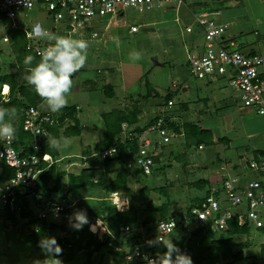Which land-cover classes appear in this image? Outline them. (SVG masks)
Segmentation results:
<instances>
[{
    "label": "rangeland",
    "instance_id": "rangeland-1",
    "mask_svg": "<svg viewBox=\"0 0 264 264\" xmlns=\"http://www.w3.org/2000/svg\"><path fill=\"white\" fill-rule=\"evenodd\" d=\"M241 15L246 16L223 18L229 23L225 39L233 41L237 46L234 48L243 53L250 47L264 46V22L257 25L247 13ZM45 16L47 17L44 10L35 7L17 11L16 17L8 20L7 24L0 22V74L10 71L14 60L10 44L2 40L12 21L19 29L31 30L36 24L49 28L50 23ZM157 20L162 21L150 24ZM184 22H187L192 32L185 31L182 25ZM184 22L176 24L164 20L154 10H138L133 7L124 8L121 14L108 16L102 22H97L95 31L99 34L103 32L104 36V40L99 41L102 42V48H95L92 41H89L86 66L72 77L75 83L69 96L68 105H75L78 110L81 133L78 136L64 137L62 128L56 139L62 145L58 149L61 157L59 168L65 172L77 173L88 165V161H79L82 152L89 151L92 154L94 145L104 135L102 114L111 110L134 112L136 124L127 125L131 129L137 124L147 123L160 110H164L166 115L174 116L181 125L192 122L201 129H208L212 134L210 144L203 143L202 148H198L184 131L175 133L171 143L163 147L164 157L154 165L151 173L133 171L128 177L130 203L138 210L139 222L145 218L147 202L155 208L166 204V217H178L195 198H201L205 194L208 186L215 184V175L221 169L242 178H252L253 173L247 168L246 162L252 159L253 149L264 148L263 119L256 114L241 112L238 93L221 78V74L198 79L189 73L185 63L186 50L196 47L202 50L204 41L202 30L191 15ZM131 26H136L138 31L131 32ZM70 35L76 36L74 33ZM117 39L119 46L116 44ZM134 51L140 52L142 56L135 62L129 59ZM256 51L262 53L264 59V51ZM145 80H148L150 88L146 87ZM173 83L175 87L172 86ZM105 84L112 85L113 96L104 94L102 88ZM167 97L172 98L174 106L166 105ZM220 137H226L228 143L213 141V138ZM232 165L237 166L235 171H232ZM116 168L117 165L111 162L108 169L111 172L103 171L100 175L103 178L113 177ZM200 179H205L208 185L197 187L195 182ZM62 182L66 184L65 176ZM83 193L91 195L90 199L109 198V194L105 195L95 187L83 190L81 195ZM70 195L58 199L55 194L53 198L66 205L73 202ZM74 201L76 204L77 201ZM158 214L156 212L155 217ZM22 223L23 220L20 219L14 227L11 226L5 214L0 212L2 248L5 246L6 236L8 239H20L17 234L21 236L24 230ZM12 233L13 236L10 235ZM59 234L60 230H56L51 233V237ZM181 235L177 230L173 236L178 238ZM162 247L163 245H159L158 250ZM232 248L234 251L241 250L242 260L236 264H264V231L252 227L246 234L235 235ZM3 257L0 254V258ZM83 260L84 258L80 261ZM92 261L94 264H125L123 258L106 249L95 253Z\"/></svg>",
    "mask_w": 264,
    "mask_h": 264
},
{
    "label": "built area",
    "instance_id": "built-area-1",
    "mask_svg": "<svg viewBox=\"0 0 264 264\" xmlns=\"http://www.w3.org/2000/svg\"><path fill=\"white\" fill-rule=\"evenodd\" d=\"M181 3L182 0H0V14L8 20H13L17 11L30 10L40 4L53 23H63L67 29L70 28L74 32L83 28L93 18L112 16L124 8L152 10L165 5L179 7ZM195 22L202 30L204 44L201 51H197V48L186 50L185 63L189 73L198 79L221 74V78L238 93L241 106L264 121L263 57L257 54L249 55L233 48L224 37L228 28L227 23L219 22L206 13L197 14ZM10 28H15L13 21ZM136 30V26L130 27L131 32ZM185 31L190 32L191 28L185 27ZM25 34L29 40L27 49H33L37 53L38 50L50 46L38 45L33 31H26ZM3 40L6 41L7 38L3 37ZM0 95L1 100L7 101L8 89L5 86H2ZM166 105L172 106L173 101L169 100ZM56 114L50 112L45 101L42 100L38 105L29 106L22 119V130L30 133L33 138L31 144L16 149L14 141L8 143L0 139V160L14 170V175L0 184V211L15 208L16 188L31 187L37 175L56 162L50 154H38L41 148L40 140L48 136L46 127L58 123ZM166 117L168 115L165 111L160 110L155 115L154 121L140 131H135V127L128 128L125 123L121 125L120 143L135 140L137 144L136 153L125 163L126 169L139 171L141 174H149L153 171L156 164L154 158L163 154V147L170 144L175 137V132L166 124ZM26 148L30 152L25 153ZM116 152L117 146H112L92 153L89 157L95 155L99 159H105L113 157ZM246 165L253 173L252 178L224 173L218 182L208 186L201 202L189 207L181 218L171 216L166 220L157 221L152 230L151 240L158 234L166 240L178 226L190 229L195 224L211 232H224L230 220H234L238 226L255 229L263 227L264 151L253 156ZM32 195L38 199L34 192ZM117 198L125 201L124 208H119ZM74 200L66 205L50 201L37 208V217L70 223L72 214L76 211ZM107 201L119 210L128 208V198L124 194L111 192ZM134 230L140 231L139 234L145 233L142 226L137 229H132L128 225L123 226L117 249L122 250L125 264H152L151 260L156 259L158 255L151 252L153 247L147 246V236L142 235L141 239L131 241ZM108 244L112 246L111 243Z\"/></svg>",
    "mask_w": 264,
    "mask_h": 264
},
{
    "label": "trees",
    "instance_id": "trees-1",
    "mask_svg": "<svg viewBox=\"0 0 264 264\" xmlns=\"http://www.w3.org/2000/svg\"><path fill=\"white\" fill-rule=\"evenodd\" d=\"M7 21L8 19L0 14V22L7 24ZM6 35L7 42L10 44L13 52L14 60L10 66L12 71L0 74V86H7L9 89L7 101L1 100L0 97V107L15 108L17 111L16 119L13 121L17 129L14 146L16 149H20L31 144L33 140L30 133L22 130L21 124L25 111L29 106L38 105L42 99L24 79L25 58L28 55L36 56V52L33 49L26 48L29 40L26 37L25 31L19 28L9 29ZM38 45L44 46L46 44L38 41ZM248 54L254 55L252 52ZM36 59L39 60V56H36ZM145 85L150 88L148 80H145ZM103 92L109 97L114 95L111 87H104ZM169 100L171 99L167 97L166 103ZM77 111L75 105L66 106L59 114H56L58 123L46 127L48 136L40 140L41 148L38 154H50L56 162L39 173L31 187L23 189V186H18L16 188L15 208L7 209L4 213L12 225H16L20 219L23 220V238L33 247H38L39 242L43 238L50 237L49 234L60 230L62 235H58L56 241L61 245V248L67 250V255L63 260L70 261V259L74 258L75 260L77 258L75 260L77 264H94L92 261L93 255L104 249L117 257L123 258L122 250L117 249L119 241L121 240V228L125 225H128L132 229L142 226L146 234H139L140 231L134 230L131 241L141 239L142 235L144 237L147 236V241L151 240L152 230L156 222L169 218L166 217L167 205L163 204L155 208L152 207L150 202H147L144 211L145 218L142 222H139L138 210L130 203L131 192L127 187V179L134 172L126 169L125 163L136 153L137 144L135 140L120 143L119 135L122 132V124L125 123L130 126L136 124L134 112L129 113L124 109H114L110 112L103 113L101 116L105 124V132L102 138L94 145L92 153L117 146V152L113 157L99 159L95 155L89 157V151H83L79 161H88L87 167L81 168L77 173L65 172L59 168L61 157L59 156L58 150H53L48 147V139H57L59 137V131L62 128V136L64 137L80 135L81 125L77 119ZM154 118L155 116L143 125L137 124L134 130L140 131L144 129L154 121ZM166 124L176 134L184 131L188 136H185V138H189L198 147L202 146L203 143L210 144L212 142L211 132L208 129H201L193 123L181 125L166 117ZM222 139L219 138L217 141H221ZM24 152L28 153L30 150L26 148ZM163 157L164 154H160L154 158V162L158 164ZM111 162L117 165L116 170L113 171L114 176L103 178L100 174L103 171L111 172L108 170ZM136 172L140 173L139 171ZM13 175L14 170L0 160V184L9 180ZM63 176L66 179L65 185L62 182ZM95 180L97 181L95 182ZM195 185L202 188L208 185V182L205 179H200L195 182ZM94 187L99 188L105 195L111 192L124 194L128 198V208L119 210L106 199L99 197L90 199L91 195L84 193L81 195L83 190ZM207 190L208 187L205 194ZM32 192L38 196V199L34 198L35 196L32 195ZM69 193L77 200L74 209L83 210L87 214L89 224L85 225L82 230H74L70 226V223L67 222L51 221L50 219H40L37 217V208H41L50 201H55L53 198L55 194L56 198L61 199L65 198ZM203 196L201 198H195L187 209L199 204ZM156 212L159 213L157 217H155ZM182 214L178 217L181 218ZM249 229L248 226H238L234 220H230L224 232H211L195 224L190 229L178 226L169 237H171L180 253L188 254L191 257L193 264H236L242 260V255L240 249L233 250V237L238 234H246L249 232ZM259 229L264 231V226ZM177 230L182 233L178 238L173 236ZM108 243H111L112 246H109ZM158 247H153L151 252L160 255L166 251L164 246L160 250H158ZM59 258L62 259V254ZM83 258L84 260L80 261Z\"/></svg>",
    "mask_w": 264,
    "mask_h": 264
},
{
    "label": "clouds",
    "instance_id": "clouds-1",
    "mask_svg": "<svg viewBox=\"0 0 264 264\" xmlns=\"http://www.w3.org/2000/svg\"><path fill=\"white\" fill-rule=\"evenodd\" d=\"M37 39L49 42L47 46L38 50L36 56L28 55L24 60L25 76L27 84L46 103L47 109L52 113H59L69 103V96L74 88L72 77L86 66L90 43L83 38L73 35H58L37 26L33 30ZM119 46V40H116ZM142 58L141 53L134 51L129 59L133 62ZM15 108L0 107V139L12 143L16 139L17 129L13 121L16 119ZM7 118V119H6ZM61 143L56 139H48V147L58 150ZM114 151V149L112 150ZM89 224L87 214L83 210L73 212L70 226L74 230H82ZM147 246L155 247L163 245L166 251L158 255L152 264H193L190 256L180 253L171 237L167 240L158 234L156 238L146 241ZM42 251L47 254L49 264H62L58 257L62 254V248L55 237H45L39 242ZM54 254V255H53Z\"/></svg>",
    "mask_w": 264,
    "mask_h": 264
},
{
    "label": "crops",
    "instance_id": "crops-1",
    "mask_svg": "<svg viewBox=\"0 0 264 264\" xmlns=\"http://www.w3.org/2000/svg\"><path fill=\"white\" fill-rule=\"evenodd\" d=\"M35 7H38V8H41L42 10H44V7L40 4L35 5L34 8ZM195 8H199L200 10L196 11ZM152 10H154L155 13H157L158 15L163 16L164 20H169L171 22H175L176 24H182V22L186 21L190 15L195 20V16L199 13H206L210 17H213L216 20H218L219 22H225V23H227V21L223 20V18L233 19V17L246 16V15H241V14L247 13L250 16L252 22L256 23L257 25L262 24V22H264V0H182V3L179 5V7H175L173 5H165L161 8L152 9ZM44 12H45V10H44ZM122 12H123V10H120L118 13L121 14ZM45 14H46V12H45ZM106 17H108V16L93 18L83 28H80V29L75 30L73 32L70 30V28L67 29L63 23H53L48 16L47 17L45 16V18H47V20L49 21L50 26H49V28H44V29H46L50 32L56 33L58 35H70V34L74 33V35H76L75 36L76 38L87 39L88 41H92L93 46L95 48L96 47L102 48V42L99 43V41L104 40L103 32L101 34L96 32L95 26L97 25V22L98 23L102 22ZM161 21L162 20L152 21L150 24L151 25L155 24V23L157 24ZM184 23L185 24H182L184 26V29H185V27H189L187 22H184ZM13 24H14L15 28H10V26H9L10 29L18 28L14 22H13ZM227 24H229V23H227ZM37 26H41V25L36 24L33 26V28L31 30H25V29H23V30L25 32L26 31L32 32ZM56 26H57V28H56ZM58 27H60V28H58ZM228 27H229V25H228ZM50 28H51V30H50ZM136 31H138V28ZM136 31H134V32H136ZM86 36H88V38H84ZM3 37L7 38V35L6 34L3 35L2 40H3ZM36 41L50 45L49 42L42 40V39L36 38ZM96 41H98V42H96ZM228 41L230 42V44H232L233 48L234 47L237 48V46L233 43V41H231V40H228ZM95 43H98V44H95ZM255 48H257L261 52L264 51V46L258 45V46L248 48L246 53L252 52L254 54H259L260 56H262L263 54L258 53L256 51L257 49H255ZM196 50L201 51L200 49H196ZM263 70H264V63H263ZM11 71H12V69L10 68V71H8V72H11ZM172 86L175 87L176 85L172 84ZM5 87L8 89L7 86H5ZM104 87H111L112 88V85L105 84V85H103V88ZM1 88H2V86H0V90H1ZM182 90H185V88H182ZM8 94H9V89H8ZM0 97H1V95H0ZM7 98H8V96H7ZM170 99L172 100V98H170ZM172 106H174V102H173ZM241 112H243V113L246 112L248 114H252L249 111H247V109H245L244 107H242ZM157 113H159V112H157ZM157 113L155 115H157ZM168 117L173 121L176 119L174 116L168 115ZM190 123H192V122H190ZM220 138H223L221 140V142L228 143V139L226 137H220ZM213 141L216 143L217 139L213 138ZM263 151H264V148L263 149H253L252 150V156H256L257 154H259L260 152H263ZM231 169H232V171H235L237 169V166L232 165ZM226 172H228V170H222L221 169L219 174L215 175V178H214L215 181L214 182L219 180L221 178L222 174H224ZM220 174H221V176H220ZM67 195H66V197H67ZM69 195H70V193H69ZM70 197L72 198V201H73L74 197L72 195H70ZM4 211H0V212L4 213ZM5 217H6V215H5ZM6 220H7V217H6ZM7 222L9 223L8 220H7ZM9 225L14 227V225H12L10 223H9ZM17 232L18 231L16 230V233ZM61 233L62 232L60 231L59 236L62 235ZM10 235L13 236L14 234L12 233ZM17 235L20 239H16V238L8 239L6 236L5 246L3 248H2V246H0V254L4 256L3 258H5V259L0 258V264H49L48 261H45L47 259V254L44 251H42V249L39 245H38V247H33L30 243L25 241L23 238V232H21V236L19 234H17ZM49 235L51 237V234H49ZM57 236L58 235H56V237ZM56 237H55V239H56ZM59 246H61V245H59ZM66 255H67V250L62 248V259L58 257V259L62 262V264H77V262L75 261L77 258L75 260H74V258L70 259V261L63 260V258H65Z\"/></svg>",
    "mask_w": 264,
    "mask_h": 264
},
{
    "label": "bare ground",
    "instance_id": "bare-ground-1",
    "mask_svg": "<svg viewBox=\"0 0 264 264\" xmlns=\"http://www.w3.org/2000/svg\"><path fill=\"white\" fill-rule=\"evenodd\" d=\"M5 91H6V89H5ZM116 202L120 208L125 207V201L122 198H117Z\"/></svg>",
    "mask_w": 264,
    "mask_h": 264
}]
</instances>
